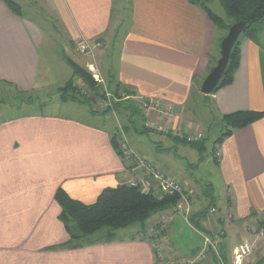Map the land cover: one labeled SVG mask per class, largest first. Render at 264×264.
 Wrapping results in <instances>:
<instances>
[{
  "label": "crops",
  "instance_id": "0c3cea01",
  "mask_svg": "<svg viewBox=\"0 0 264 264\" xmlns=\"http://www.w3.org/2000/svg\"><path fill=\"white\" fill-rule=\"evenodd\" d=\"M45 2L57 13L69 40L83 39L93 46L113 43L117 35L114 0ZM126 2L129 25L110 76L133 94L173 108V116L158 122L174 129L181 124L196 129L190 122L184 124L183 117L198 94L220 119L237 111H264V41L259 45L241 39L232 83L204 96L200 85L216 64L219 49L217 30L203 9L191 0ZM41 42L42 33L34 22L0 2V82L21 92L35 90ZM107 61L111 65L110 58ZM111 132L98 124L56 115H21L0 122V264H154L155 240L139 236H149L146 230L159 221L163 222L159 239L167 256L189 258L199 253L200 239L197 246L188 247L187 254L172 247L175 226L183 220L173 210L153 216L144 234L142 227L129 233L135 239L76 249L65 246L69 236L54 200L58 188L88 204L104 188L140 176L116 154ZM217 164L219 202L206 203L204 194L195 192L192 212L216 209L212 217L217 221L208 224L206 217L203 227L224 232L218 248L226 263L233 248L248 241L252 252L243 264H256L264 258V236L253 233L255 222H264V117L226 138L219 145ZM256 242L259 257L253 255Z\"/></svg>",
  "mask_w": 264,
  "mask_h": 264
},
{
  "label": "rangeland",
  "instance_id": "374dc122",
  "mask_svg": "<svg viewBox=\"0 0 264 264\" xmlns=\"http://www.w3.org/2000/svg\"><path fill=\"white\" fill-rule=\"evenodd\" d=\"M13 1L21 6L22 15L34 22L40 29L42 33V42L41 47L38 50L39 60L35 90L31 92H21L11 84H1L0 122L21 115L44 114L68 117L91 125L98 124L104 126L107 129L112 130L111 134H113L114 131H117L119 143L123 140L127 141L129 147L140 157L151 162L157 169L162 168L164 171L161 169L160 171L165 176L172 175L176 177V179L172 176L169 177L176 180L182 186L189 185L195 190V192L204 194V200L206 203L219 202L218 199L221 189L220 175L217 168L218 164L215 163L214 158L215 156L217 157V152L219 150V145L216 140L222 131V122L213 112L212 106H210L201 95L198 94L191 99L190 106L185 117H183L184 124L190 122V124L192 126L194 125L197 130L191 129L192 127H183L182 124L178 129L169 128L167 127L168 124H163V122L169 118L168 116L158 115L154 117L157 122L159 119L163 121L162 123L158 122V124L163 125L165 129L169 131L168 134L167 132H154L146 126L144 128L149 131V133H144L142 131L144 129L142 121L138 116H134V124L132 125V128L127 121L129 116L128 112H125L124 115L118 114L116 111H112L104 116H97L95 114V117H93L94 119H92L93 115L89 112L86 105L73 102L63 103L60 101L57 90L58 88L63 87L70 78L74 79L75 86L83 94L86 96L91 94L89 87L83 80L79 77H73V69L68 64V59H71L79 66L96 76L95 78L103 92H106L107 96H113L111 103L116 101H129L140 107V100L138 99L141 98V96H138L137 94L126 95L121 93V99L119 100V98L114 96L110 91V89H113V84L107 86L110 79L115 80L112 75L110 76V72L112 68L115 70L117 64V51L121 41L120 39L124 36L129 25V6L127 5L126 0H121V9L119 8V0H114L112 21L117 22V35L112 40L113 43L110 40L107 44L101 46L100 44H95L93 46L83 39L76 40L75 43L69 40L67 30L62 25L55 10L51 8L49 2H45V0ZM208 7L215 14L223 18L225 22H229L223 7L217 0H214L211 5L208 4ZM116 30H114V32ZM224 34L225 32L223 31H217L216 35L219 37ZM260 40L264 41V29L260 34ZM79 44H84V46L87 47V51L89 50L90 53L87 55L81 53L77 49ZM108 58H110L111 65H108ZM18 93L22 95H19ZM99 102L100 100L96 99L95 110L101 111L103 108L99 105ZM125 126L128 128H125ZM175 130L176 134H178L177 136L171 134V132ZM199 134L201 136L200 142L203 147L202 150H198L197 147L193 145L196 142H189L186 140L188 136H197ZM180 135L181 137H179ZM184 139L188 143L182 141ZM135 172L140 176L144 174L143 171ZM207 190H209L208 197H206L207 194L205 193ZM206 221L208 224L212 225L217 219H214V217L211 216L210 218H206ZM255 223L253 229L254 232L253 230L252 232L257 236V230L264 228V222L262 221L261 223L256 221ZM137 227H139V225L135 224L126 229L117 230L116 240L130 239L128 236L129 233ZM175 227L176 233L174 237L171 238L170 243L176 251L182 254H187L190 252L188 247L197 246L199 239L202 241V245L201 247L199 246V253L197 255L185 259L171 258L165 253L166 261L176 264H180L183 261L188 264L187 261L190 260L194 262L193 264H221L220 260L223 259V256L221 255L218 246L222 238H218L216 253H214L204 244L203 235H208L211 239L217 234L224 237V232L222 230L220 231L211 228L208 232L206 230L200 231L195 228L192 229L183 220L177 222ZM102 232H106V229ZM257 237L263 238L259 236ZM152 239L154 241V238ZM152 247L155 264L157 260L155 253L159 249L165 251V246L162 244L159 237H156ZM234 248L231 255L232 259L225 264H234ZM253 255L254 257H259L261 255V251L258 249V242L254 245ZM244 259L241 261V264H243ZM256 264H264V258H260Z\"/></svg>",
  "mask_w": 264,
  "mask_h": 264
},
{
  "label": "trees",
  "instance_id": "16d2710c",
  "mask_svg": "<svg viewBox=\"0 0 264 264\" xmlns=\"http://www.w3.org/2000/svg\"><path fill=\"white\" fill-rule=\"evenodd\" d=\"M211 1L214 0H191V3L203 9L217 31L225 32L223 36L216 39L218 49L220 48L221 40L232 24L243 22L248 26L239 36L230 52L227 67L220 82L212 93L215 94L220 89L229 86L233 81L235 71L239 65L241 39L246 38L260 45V34L264 29V0H217L225 11L229 21L228 23L211 11L208 7ZM0 2H3L7 8L18 17H23L21 6L17 2L13 0H0ZM73 77H78L74 71ZM3 83L7 84L1 81L0 86ZM112 84L113 89H110V87L109 89L119 100L121 99V93L134 95L132 90L123 86L118 81L115 82L114 79H110L107 86H111ZM89 90L91 94L86 96L75 86L74 79L70 78L63 87L58 88L57 93L59 94L60 101L63 103L73 102L86 105L93 116H95V114L97 116H104L112 111H116L121 115L128 112L129 116L127 121L129 126L131 125L132 127L134 124V116H138L142 121L143 128L145 127L146 116L141 108L136 106L137 104L129 101H116L111 103L110 106H106L101 111L95 110L96 99L106 101L105 93L99 84L94 88L89 87ZM18 94L22 95L20 93ZM263 117L264 111H237L223 115L221 117L222 131L216 140L217 144L220 145L226 138L230 137L234 131L243 129ZM125 128L128 127L125 126ZM142 131L144 133H149L145 128ZM182 141L187 142L185 139ZM110 142L116 154L122 158L117 131H114L111 135ZM193 145H195L198 150H202L203 148L200 140ZM214 161L217 163L216 156ZM125 165L128 170H132L133 166L128 165L126 162ZM205 193L207 194L206 197H208L209 190ZM194 196L191 199L192 201ZM176 199V196H165L158 199L152 194H142L140 193L139 187H130L128 183L117 185L116 187L104 188L100 191L95 200L88 204L71 198L62 188H58L54 195V200L60 209L58 219L63 224L69 236V240L65 246L71 249L117 241V230L126 229L135 224L142 227L141 233L144 234L145 225L153 216L169 210H173L175 213L174 206ZM209 209V207L204 208L195 214L191 212L189 224L187 225L196 230L205 231L203 223ZM154 226L158 230L157 237H159L163 222L159 221ZM105 229L106 232H102ZM148 237L151 236H139V239H147ZM222 237L223 236L220 238ZM130 239H135V237L132 236ZM222 261L226 263L224 259H222Z\"/></svg>",
  "mask_w": 264,
  "mask_h": 264
},
{
  "label": "built area",
  "instance_id": "2783aa9c",
  "mask_svg": "<svg viewBox=\"0 0 264 264\" xmlns=\"http://www.w3.org/2000/svg\"><path fill=\"white\" fill-rule=\"evenodd\" d=\"M81 53L87 55L90 51H87V47L84 44H79L77 48ZM91 73V72H90ZM92 74V73H91ZM93 75V74H92ZM94 76V75H93ZM96 77V76H94ZM96 79V78H95ZM106 101H100L99 105L102 108L111 105V101L113 96H107L105 92ZM139 105L143 110L146 116L145 126L154 131V132H168L163 125H159L157 120L153 119V117L158 115H165L168 117L173 116V108L163 106L162 102L159 100H153L151 98L141 97ZM152 114V115H151ZM151 115V116H150ZM122 131V130H121ZM172 135L177 136L176 130L171 132ZM181 137V135L179 136ZM200 134L195 136H188L186 138L189 142H198L200 140ZM120 151L122 152V156L128 165L133 166L132 171H143L144 174L140 177H137L135 180H131L128 182L130 187H139L140 193L142 194H152L155 198L161 199L165 196H176V202L174 206V211L178 214L186 224H189V217L192 212V197L194 196V190L187 186H182L176 180L169 176H165L160 169H157L155 165H153L148 160L140 157L136 152H134L128 145L127 141L123 140L119 143ZM216 209L211 207L207 212V218L211 217L215 214ZM194 229L193 227H191ZM146 233L151 236V238H155L158 236V230L151 226L146 230ZM204 236V244L209 247L214 253H216L217 248V240L221 236L218 234L213 239L209 238L208 235ZM257 236H264V228H260L257 230ZM252 252V244L248 241H242L238 244L233 251V260L234 264H241V261L247 257ZM157 260L155 264H176L170 263L166 261L165 251L163 249H159L156 253ZM182 262V261H181ZM188 264H193L192 260L187 261ZM221 264H225L222 260H220ZM180 264H186L184 261Z\"/></svg>",
  "mask_w": 264,
  "mask_h": 264
},
{
  "label": "water",
  "instance_id": "95a60500",
  "mask_svg": "<svg viewBox=\"0 0 264 264\" xmlns=\"http://www.w3.org/2000/svg\"><path fill=\"white\" fill-rule=\"evenodd\" d=\"M248 26L243 22H236L232 24L226 35L220 42L219 48V58L216 61V64L211 69V71L207 74L200 85V93L204 96L211 95L215 88L217 87L220 79L227 67L230 52L238 40L239 36ZM68 64L71 66L73 71L77 74V76L84 81V83L90 87L94 88L97 86L98 81L95 77L87 70L79 66L73 60L68 59Z\"/></svg>",
  "mask_w": 264,
  "mask_h": 264
}]
</instances>
